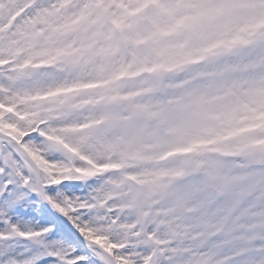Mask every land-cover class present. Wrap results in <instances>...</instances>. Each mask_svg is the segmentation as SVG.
<instances>
[{
  "label": "snow or ice",
  "instance_id": "snow-or-ice-1",
  "mask_svg": "<svg viewBox=\"0 0 264 264\" xmlns=\"http://www.w3.org/2000/svg\"><path fill=\"white\" fill-rule=\"evenodd\" d=\"M0 264H264V0H0Z\"/></svg>",
  "mask_w": 264,
  "mask_h": 264
}]
</instances>
